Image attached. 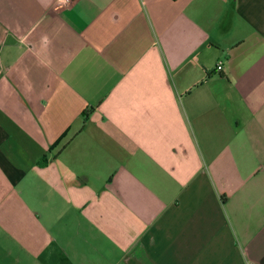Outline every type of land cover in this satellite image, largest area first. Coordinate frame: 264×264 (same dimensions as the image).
Instances as JSON below:
<instances>
[{
    "label": "crops",
    "instance_id": "1",
    "mask_svg": "<svg viewBox=\"0 0 264 264\" xmlns=\"http://www.w3.org/2000/svg\"><path fill=\"white\" fill-rule=\"evenodd\" d=\"M0 264H264V0H0Z\"/></svg>",
    "mask_w": 264,
    "mask_h": 264
},
{
    "label": "built area",
    "instance_id": "2",
    "mask_svg": "<svg viewBox=\"0 0 264 264\" xmlns=\"http://www.w3.org/2000/svg\"><path fill=\"white\" fill-rule=\"evenodd\" d=\"M218 70H221L222 68H223V63L222 62H220L219 64H218Z\"/></svg>",
    "mask_w": 264,
    "mask_h": 264
},
{
    "label": "trees",
    "instance_id": "3",
    "mask_svg": "<svg viewBox=\"0 0 264 264\" xmlns=\"http://www.w3.org/2000/svg\"><path fill=\"white\" fill-rule=\"evenodd\" d=\"M43 163V162H42Z\"/></svg>",
    "mask_w": 264,
    "mask_h": 264
}]
</instances>
